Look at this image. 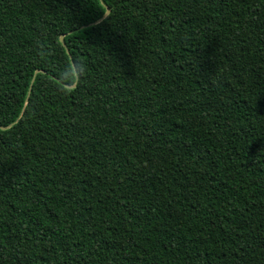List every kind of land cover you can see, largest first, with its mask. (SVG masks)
Segmentation results:
<instances>
[{"label": "trees", "instance_id": "trees-1", "mask_svg": "<svg viewBox=\"0 0 264 264\" xmlns=\"http://www.w3.org/2000/svg\"><path fill=\"white\" fill-rule=\"evenodd\" d=\"M0 264H264V0H0Z\"/></svg>", "mask_w": 264, "mask_h": 264}, {"label": "water", "instance_id": "water-1", "mask_svg": "<svg viewBox=\"0 0 264 264\" xmlns=\"http://www.w3.org/2000/svg\"><path fill=\"white\" fill-rule=\"evenodd\" d=\"M110 12V7L107 6V9H106V14H108ZM63 38V35H61V39Z\"/></svg>", "mask_w": 264, "mask_h": 264}]
</instances>
